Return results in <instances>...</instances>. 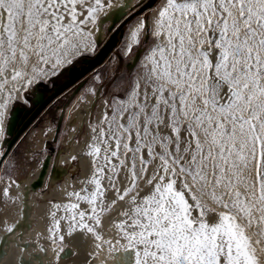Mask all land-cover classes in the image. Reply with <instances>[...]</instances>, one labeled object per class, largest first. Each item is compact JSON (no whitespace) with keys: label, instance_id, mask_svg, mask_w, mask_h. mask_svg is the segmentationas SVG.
<instances>
[{"label":"snow or ice","instance_id":"snow-or-ice-1","mask_svg":"<svg viewBox=\"0 0 264 264\" xmlns=\"http://www.w3.org/2000/svg\"><path fill=\"white\" fill-rule=\"evenodd\" d=\"M146 3L137 0L145 11L128 52L140 43ZM125 7L0 0V157L14 103L92 47L85 29ZM151 19L145 72L89 125L88 155L101 161L92 189L54 205L70 215L52 212V247L40 251L47 264L77 256V264H264V0H164ZM12 184L0 195L15 201ZM79 201L90 214L76 211ZM19 224L0 218V264H32L6 259ZM66 237L80 239L79 253Z\"/></svg>","mask_w":264,"mask_h":264},{"label":"water","instance_id":"water-1","mask_svg":"<svg viewBox=\"0 0 264 264\" xmlns=\"http://www.w3.org/2000/svg\"><path fill=\"white\" fill-rule=\"evenodd\" d=\"M158 2L147 0L145 7L152 9ZM136 5L112 14L102 24L105 31L94 37L98 47L94 56L70 66L62 82L40 99H34L33 107L18 108L11 117L7 131L10 140L0 161L3 163L11 151L19 147L5 166L0 192L15 181L19 187L12 184L9 192L19 199L12 201L0 195V218L9 224L19 219L20 224L15 237L17 242L11 244L6 258L8 262L22 256L25 261L31 259L32 264H39L36 257L47 264L40 247H52L51 239L46 238L54 228L52 212H56L55 219L70 215L63 207L56 209L54 205L77 202L68 192L86 195L85 189H92L87 181L101 161L88 155L92 135L89 125L99 123L105 113L110 116L111 107L125 98L130 83L145 72V57L156 43V38L148 34L152 24L149 11L143 17L146 26L139 45L123 54L121 39L125 27L145 11ZM78 203L77 212L83 210L90 214L91 206L84 201ZM105 203H108L107 195ZM116 207H120L119 203ZM60 223L63 234L66 220ZM64 243L77 253L84 247L79 238L66 237ZM20 244L26 245L23 251ZM47 255H52L51 250ZM78 259L79 256L64 259L60 264H77Z\"/></svg>","mask_w":264,"mask_h":264},{"label":"rangeland","instance_id":"rangeland-1","mask_svg":"<svg viewBox=\"0 0 264 264\" xmlns=\"http://www.w3.org/2000/svg\"><path fill=\"white\" fill-rule=\"evenodd\" d=\"M160 1V0H159ZM157 4H155L156 6ZM138 9V8H137ZM135 9V10H137ZM134 10V11H135ZM132 11V12H134ZM141 15H138V16H135L129 23L128 25L125 27L124 29V34L122 36V39H121V49L123 50V48L126 46V42H125V37L128 33V30H129V27L130 25L135 21L137 20L138 18H140ZM87 31V30H86ZM92 39V37H91ZM93 40V39H92ZM98 50V47L94 41V44L92 45L91 48H88V52L87 53H84L83 54H79V55H76L73 59H71V62L69 64H67V66L62 69V70H58L56 72V74H54L53 77H48V79L46 78H43L39 81V83H37L36 85L33 86V89L32 90H29V92L26 93L25 95V99L27 100V103L23 101H19L17 100V102L14 103V105L12 106V108L10 109V112L14 113L16 111V109L18 108H24V109H28V108H31L33 107V100L36 99V92L37 91H40L42 92L43 94H48L55 85L59 84L60 82H62L66 76H67V69L70 67V66H73V65H78L81 63V60L84 59V58H87V57H91V56H94L96 51ZM51 73H49V76H50ZM10 123L7 122V125L9 126ZM8 137H10V135L7 133L6 134ZM7 142H5L4 140V143H3V151L5 152L6 151V148H7ZM19 146L15 147L13 149V151H11V153L3 160V163L1 165V168H0V177H3L4 178V169H5V166L8 162V159H10L14 153H16V150L18 149ZM2 157H0V160H1ZM1 180V179H0Z\"/></svg>","mask_w":264,"mask_h":264},{"label":"bare ground","instance_id":"bare-ground-1","mask_svg":"<svg viewBox=\"0 0 264 264\" xmlns=\"http://www.w3.org/2000/svg\"><path fill=\"white\" fill-rule=\"evenodd\" d=\"M120 3L121 4H123V5H126V7H130V5H135L136 3H137V0H120ZM163 3H164V0H160L158 3H157V5L156 6H154L152 9H151V13H152V18L153 17H155V15H156V13L159 11V9H160V7H162V5H163ZM112 16V15H111ZM111 16L109 17V18H107V19H105L104 20V22L105 21H108L110 18H111ZM140 22V18H138L137 20H135L131 25H130V27H129V30H128V33H127V35H126V37H125V42L127 43L126 44V46L123 48V54H127L128 53V51H127V47H128V45L130 44V30H132V29H134L135 28V26L138 24ZM92 31V39L94 40V37H98L100 34H102V32H104L105 31V28H104V25H102L100 28H98V29H92L91 27H89V28H87V29H85V31ZM163 38V37H162ZM88 52V49H82L81 50V53H79V54H83L84 55V53H87ZM79 54H73V55H70V57H69V59L71 60V59H73L76 55H79ZM149 54V53H148ZM67 64H69V63H64L62 66H60L59 68H57L56 69V72L58 71V70H62V69H64L66 66H67ZM54 76V74H50V76L48 75V77L50 78V77H53ZM48 77L46 78V79H48ZM36 85V84H35ZM34 86V85H33ZM33 89V87L32 88H30L29 90H32ZM29 90H28V92H29ZM25 95H26V93L25 94H23V98H19L18 100L19 101H23L24 99H25ZM18 96H20V94H18ZM43 96V93L42 92H40V91H37L36 92V99L35 100H38V99H40L41 97ZM6 124H7V122H6ZM10 140V137H8L7 135H6V137H5V142H8ZM4 143V142H3ZM2 147H3V144H2ZM3 181H4V179H1L0 180V191H1V189H2V186H3Z\"/></svg>","mask_w":264,"mask_h":264},{"label":"flooded vegetation","instance_id":"flooded-vegetation-1","mask_svg":"<svg viewBox=\"0 0 264 264\" xmlns=\"http://www.w3.org/2000/svg\"><path fill=\"white\" fill-rule=\"evenodd\" d=\"M79 65V64H78Z\"/></svg>","mask_w":264,"mask_h":264}]
</instances>
